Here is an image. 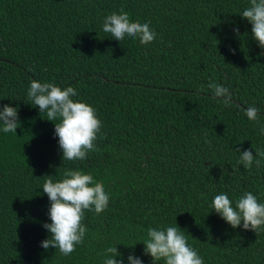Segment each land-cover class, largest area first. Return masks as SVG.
I'll return each instance as SVG.
<instances>
[{
	"label": "trees",
	"instance_id": "16d2710c",
	"mask_svg": "<svg viewBox=\"0 0 264 264\" xmlns=\"http://www.w3.org/2000/svg\"><path fill=\"white\" fill-rule=\"evenodd\" d=\"M247 2L0 0V105L18 106L20 123L0 133V264H102L109 244L152 264L147 229L175 222L205 264H264V232L233 229L211 209L220 191L264 201V156L245 169L235 152H264L243 114L255 104L264 122V56L239 16ZM121 10L149 22L156 40L106 37L103 17ZM31 80L71 85L95 110L103 127L85 161L62 160L54 122L26 98ZM210 82L229 87L231 106ZM67 170L91 174L111 198L85 214V242L62 257L40 247L50 236L40 188Z\"/></svg>",
	"mask_w": 264,
	"mask_h": 264
},
{
	"label": "clouds",
	"instance_id": "9594fccd",
	"mask_svg": "<svg viewBox=\"0 0 264 264\" xmlns=\"http://www.w3.org/2000/svg\"><path fill=\"white\" fill-rule=\"evenodd\" d=\"M242 19L251 25V38L261 49L264 56V0H248L247 6L239 12ZM102 31L115 41H138L141 45L154 42L158 36L149 22L132 21L121 10L103 17ZM239 34V28H234ZM208 88L212 97L222 106L229 107L232 92L228 86L210 82ZM26 98L38 106L40 114L46 115L48 121L54 122V137L62 152V160L85 161L89 154L95 152L102 124L93 107L78 98L77 89L71 85L62 86L55 82H29ZM248 121L258 126L259 135L264 136V122L260 110L255 104L243 109ZM20 126L19 107L11 104L0 105V133H15ZM239 145V144H238ZM236 148L239 162L245 169L259 167L258 157L264 156L260 149ZM48 177L40 189L47 195L49 206L47 216L50 222H43L41 227L49 234L40 242V247L47 250L53 247L62 257H69L86 239L88 229L85 227V214H100L109 207L111 193L105 185L97 182L91 174L82 171L67 170L60 178ZM211 209L231 228L264 232V201L258 199L251 191H244L235 199L228 192L220 191L212 197ZM186 231L177 223L158 227H149L143 241V255L150 256L152 264H205L203 257L190 243ZM102 264H145L142 256L134 251L126 256L118 251V246L109 244L103 249Z\"/></svg>",
	"mask_w": 264,
	"mask_h": 264
}]
</instances>
